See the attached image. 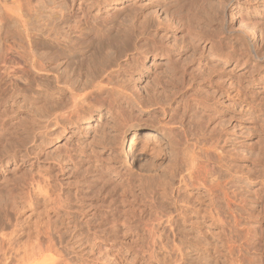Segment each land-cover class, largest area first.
Instances as JSON below:
<instances>
[{
  "label": "rangeland",
  "instance_id": "obj_1",
  "mask_svg": "<svg viewBox=\"0 0 264 264\" xmlns=\"http://www.w3.org/2000/svg\"><path fill=\"white\" fill-rule=\"evenodd\" d=\"M73 1L52 6L32 0L31 28L40 36L49 34L46 30L60 24L64 13L71 26L84 20L81 29L88 34L83 31L81 44L88 41L91 47L80 44L75 57L88 62L81 65L85 69L99 62L94 44L121 38L117 48L109 49L112 58L120 56L117 69L113 65L109 71L113 82L134 89L135 101L122 110L117 128L102 101L90 97L85 108L91 107V113L83 120L45 133V124L38 121L41 104L33 101L25 83L32 72L23 83L3 78L0 64V232L16 230V238L24 235L23 245L29 240L25 234L46 224V209L58 205L59 218L49 226L60 253L47 256L43 264H264V19H244L262 40L261 58H255L240 50L245 41L237 33L239 19L216 16L219 0H205L184 19L152 10L149 0H103L96 18L93 8L83 19L80 1ZM191 1L172 0L167 7L180 9L179 2L182 8ZM238 1L241 9L258 8L264 15V0ZM220 2L224 6L230 0ZM211 4H216L213 9ZM6 5L15 8L0 0V9ZM168 20L175 21L169 28L174 36L170 63L147 54L150 36L170 25ZM7 26L0 37L15 33V24ZM210 43H222V51L210 50ZM159 122L174 128L181 148L199 154L202 174L191 182L180 183L185 164L168 169L171 160L162 156L146 162L149 157L129 151L133 133L124 141L117 134L125 123L156 128ZM46 193L60 204H51Z\"/></svg>",
  "mask_w": 264,
  "mask_h": 264
},
{
  "label": "bare ground",
  "instance_id": "obj_2",
  "mask_svg": "<svg viewBox=\"0 0 264 264\" xmlns=\"http://www.w3.org/2000/svg\"><path fill=\"white\" fill-rule=\"evenodd\" d=\"M3 1L10 2V5L12 4V6H14L15 8H9V6L6 5L4 10L0 9V11L2 10L1 11L2 13L0 14V32L2 30L3 31L6 30V28L8 27L7 24L10 25V23L12 25L15 24L17 27L16 28L14 26L16 30L14 29L15 30L14 34H13V32L10 34V38H7L6 36L0 37V40H1L0 44H2V46H4L3 47V53L0 57V64L2 66V70H3L2 72L4 74L3 78L6 77V78L10 79V78L15 77V78H18L20 80H23V83H24L25 79H26L25 77L26 76L28 77L30 72H32L33 78L31 79V77H30V79L25 83H26L27 87L31 90V92L33 93V98H34L33 101H35L38 105L41 104L40 105L41 109L40 110L38 109L39 110L38 111V121H41V123L45 124V126H44L45 133L47 131L49 132V130H51L53 128V126H56L57 128H58V126H60L61 128L65 127V126L70 127L72 124H74V123L77 124L78 122L83 120L85 118L84 114L87 115V114L91 113V110H90L91 107L90 106H89L90 107L89 109H87V106L85 108V103H87V101H89L88 99L90 97H93V100H94V98H95V100L97 99L98 102L102 101L103 105L105 106V109L107 110V114H110V116H112V118H111L112 122L114 123V125L117 128L120 125V123L118 124V119H120L121 115L123 114L122 110L126 109V111H127L128 106H130V108H131L130 102L133 99H135L133 92H132L134 89L131 91L130 86L123 85L124 84L123 82H121L123 84L117 83L115 81H114L115 82L114 83L112 78H111L113 72L109 71L111 68H112L111 70H113L116 67V65H117L116 62H118V59H120L119 58L120 56L118 55L119 50L117 51L118 54L116 57H114V55H115L114 53H113L114 55L112 54L114 57V58H112L110 56L111 54H109V49L117 48L116 46L118 43L121 42L120 41L121 38H117V39L111 38V40H113V41H110V38H109L110 42L108 41L107 43H103V42L98 43L97 41H95L93 39L96 44L98 43L97 47H94L95 44L93 45V49H95L94 50V51H96L95 53H98V56L100 57V59H99V62H95L94 60H92V62L93 61L95 62L94 65H92L93 63L91 62L92 66H90V64H89V66H90L89 67L87 64L88 67L85 66V67H87L85 69L81 66V65H83V66L85 65L84 64L85 61L82 62V59L81 60L79 59V62L80 61L82 62V63L80 62V65H79V62H78L77 58L75 57L76 54L80 53V51L82 50V47L80 46V44H81V42H83L82 40H83L85 30H83L84 28L81 29V26H82L81 23L84 20L82 21V20L78 19L75 22V24H73V26H71V24L68 21H66V18H68V17H66V15L68 16V14L67 13L60 14V16H61L60 19H62V21L60 23L61 25L58 22L57 25L55 24V26H54V22L52 20L53 25L51 23V27L52 26H54V27L51 29L48 28V30H46V31L49 34H47L45 31L46 34L45 35H44V33L42 34L45 36L44 37V36H40V34H38V32H36V34H35V31L33 30V28H31V25L29 23L28 15H30L32 12V9H31L32 8L31 5L33 4L32 0H3ZM47 1L50 2L52 4V6H55V4H57L59 0H47ZM78 1H80L79 7L81 8V10H83L81 18H83L85 16V12L86 11L89 12L88 10H90V9L92 10L94 8V10H97V13H95L93 15L94 18H96L95 16L98 14V12L101 11L99 4H101V2L103 0H78ZM149 1H150V3H147L146 4L147 6H149L150 8H152V10L154 9L157 12L159 10L160 11L162 10V12L169 15L171 19H184V17L187 15V13L190 12L191 10L195 9L198 5L199 6H201V5L205 6V4H204L205 0H193V1H191V3H189V5L186 3L188 5L187 7L183 6L182 8H181V6L184 4H181L182 2H179L180 3V9L179 8L177 9V7L176 8L173 7L172 9H170L172 11H173V9H175L172 12L168 9L169 2L173 3V2H171L172 0L168 1V2H167V0H149ZM176 1L178 2V0H176ZM63 2L64 1H62V3ZM73 2L74 1L72 0V3ZM218 2H219L218 3L219 7L222 5L221 10H219V11L216 10L217 12H215V14H217L216 16H218L219 19H225L227 16H229L230 19H239L238 23H240L241 25L238 24V25H240V27H239L240 29L238 30L239 32H237V33H240V38L242 37L245 41L244 42L245 47H243L240 50L244 54L250 53L255 58H261L258 53H259V50L261 49L262 40H258L257 32L253 28H250L248 25H246L247 23L245 22L246 20H244V19H264V15H262V13H260V10L258 8L254 11H249L252 8L247 7V6H246L247 8L241 9V5L239 4L238 0H230V3H228L224 6H223V4H220L222 1L220 2V0H219ZM65 3H67V1ZM76 4H77V0H76ZM216 4H214V5H216ZM72 5H70V6H72ZM214 5L212 6V4H211V6L210 5L209 6H210V8L213 9ZM62 6H63V4H62ZM172 6H174V4ZM170 7H171V5H170ZM184 7H186V8H184ZM52 9H53V7H52ZM59 10H61V9H59ZM61 11H63V10H61ZM71 11H72V9H71ZM149 11H151V10L149 9ZM52 12H54V10ZM157 12H152V13H157ZM166 14H164V15L166 16ZM88 15H89V13H88ZM85 18L86 17H84L83 19H85ZM74 20H75V18H74ZM56 21H57V19H56ZM85 21H87V20H85ZM168 21H169L170 25L167 24L168 26L166 28H163L164 26L161 25L163 29L160 30L158 27L160 32H158L156 34L157 36H155L154 38H153V36H150L152 39L150 40L149 45H148V46H150L149 47L150 49H148V46H147V49H148L147 54L154 56V58L161 57L163 59H166V61L170 63L171 58H173L172 56H173L174 51L172 50L173 45L169 46L170 45L169 40L170 39L172 40V38L174 36L169 34V30H170L169 28L172 27V25L174 24L175 21L174 20H172V21L168 20ZM243 22H244V24H242ZM261 25H264V24L262 23ZM93 26H94V24H93ZM157 26L158 25H156V27ZM48 27H50V26H48ZM63 27H67V29L63 28ZM140 27H141V25H140ZM262 29H263V27H262ZM36 31H38V30H36ZM228 31L230 32V30H228ZM73 32L78 33L76 38H74V36H72ZM86 34H88V33H86ZM0 36H1V34H0ZM260 37H261V35H260ZM131 39H133V38H131ZM118 41H120V42H118ZM86 43H88V41ZM86 43L84 42L85 45H87ZM173 43H175V41ZM121 44H123V43H121ZM220 44H222V43H220ZM220 44L217 46L216 44L210 43V50L222 51L223 47ZM88 45L90 46L89 43H88ZM137 45H139V44H137ZM78 46H80V47H78ZM139 46L141 47V45H139ZM85 47H87V46H85ZM143 47H141V48H143ZM144 48L146 49V47H144ZM140 50L141 49L138 50L139 55L141 54ZM136 52H137V50H136ZM147 54H145V55H147ZM137 55H138V53H137ZM228 55H229V53H228ZM109 56H110V59H109ZM86 57H87V55H86ZM222 57L224 58V56H222ZM89 62H90V60H89ZM85 63H88V62H85ZM115 63H116V65H114ZM113 65H114V68L112 67ZM80 67H82V69L84 71L81 70ZM116 69H117V67H116ZM2 75H0V76H2ZM14 80H16V79H14ZM126 83H127V81H126ZM0 85H1V82H0ZM2 87H4V85ZM2 87L0 86V88H2ZM18 92H19V90L18 91L15 90L14 93L16 94ZM94 96H96V97H94ZM90 99H92V98H90ZM133 101H135V100H133ZM140 101H142V100H140ZM88 103H90V102H88ZM2 110H4V109H2ZM102 112L103 111H101L100 113H102ZM161 124H162V122L160 124H158V126L160 125L159 127L155 128L152 123L149 124V127H147L145 125L144 126L143 125L142 126H138V125L136 126L135 124H129L128 125L127 123H125V125H122V129L120 127V132L118 130L117 134H118V137L124 141V139L127 135L133 133V137H132L131 143L129 145V151L131 153H134L140 159H143V157H149V159L145 160L146 162L149 161L151 158L153 159V158H157V157L162 156L161 158L164 160H166V159L171 160L172 164L170 163L171 165L169 166L168 169H170L173 165H175L177 167V165H179V164H183V165L185 164L186 167L184 166L185 169L183 168L184 172L181 171V173H185V174L180 173V175H182V176L179 180H180V183H184L185 181L191 182L192 179L196 178L197 175L199 176V174L202 172V171L200 172L201 169L199 167V162H200L199 161L200 158L198 157L199 154L197 152L191 154V153H189V151L186 150V148H183V147L181 148L180 147L181 144H180L179 140L177 139V137L175 136L174 128H172V126L168 125V124H167L168 126H171L170 128H168V126L166 124H162V125ZM153 129H155V130H153ZM52 131H53V129H52ZM52 131H51V133H52ZM42 135H43V133H42ZM40 141H41V139H40ZM123 141H121V142H123ZM156 154H158V155H156ZM173 168H171V169H173ZM169 171L173 172V170H169ZM166 172H164V174L167 175ZM42 175H43V173H42ZM174 177H175V175H174ZM157 178H158V176L156 178L154 176L153 181ZM161 178H164V177H161ZM43 180H44V177H43ZM158 180H161V179L159 178ZM158 180H156V181H158ZM163 180H162V182H163ZM41 183L46 184V180H44V182H40L38 185H40ZM42 185H40V186H42ZM47 185H48V182H47ZM40 188H38V186H37L36 189H40ZM42 188H43V186H42ZM42 188L40 189L41 192L39 191L41 193V195H42ZM47 189L48 188H46V190ZM44 195H45V193H44ZM46 195L49 196L50 194L48 195L46 193ZM31 197H30V199H31ZM22 198H24V197H22ZM53 198H55V196ZM48 199H49V202H51V204H54V206H56L58 203L57 201H59V199L58 200L56 198L52 199V197H50V196L48 197ZM24 201H25V199H24ZM58 204H60V203H58ZM51 207H50V209H46V212H45L46 216H47V220H45L44 222H46V224L44 223L43 224L44 226H41L40 228L38 227V230H35L36 232H34L33 234H31V233L25 234L27 236V239H29V240H27V242L25 241L23 243V245L20 243V240L23 239V237H24L23 234L25 233L23 230H22V234H21L23 236H20V237L17 236L18 238H16V236H14V234L17 232L16 230L9 232V233H3L2 231L0 232V264H23V263L43 264L44 263L43 260H45L47 256H51L52 253H60L58 243L56 242L55 238L51 234V232H50L51 226H49V225H51L50 223H51L52 219L59 218L58 209L57 210L55 209L58 207V205H57V207H52V208ZM57 230L55 232L59 233V231H57ZM233 249L235 250L234 247H233ZM229 252H230V250H229ZM231 254H233V252H231ZM57 264H65V263H64V261L61 260V261H58ZM234 264H239V263L237 261V262H234Z\"/></svg>",
  "mask_w": 264,
  "mask_h": 264
}]
</instances>
